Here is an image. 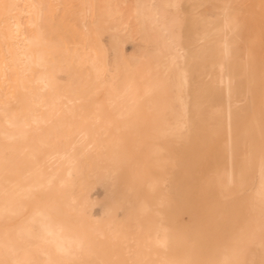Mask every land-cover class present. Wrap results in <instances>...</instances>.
Instances as JSON below:
<instances>
[{
  "label": "bare ground",
  "instance_id": "6f19581e",
  "mask_svg": "<svg viewBox=\"0 0 264 264\" xmlns=\"http://www.w3.org/2000/svg\"><path fill=\"white\" fill-rule=\"evenodd\" d=\"M130 2L0 0V264H264V0ZM176 7L179 44L139 41Z\"/></svg>",
  "mask_w": 264,
  "mask_h": 264
},
{
  "label": "rangeland",
  "instance_id": "374dc122",
  "mask_svg": "<svg viewBox=\"0 0 264 264\" xmlns=\"http://www.w3.org/2000/svg\"><path fill=\"white\" fill-rule=\"evenodd\" d=\"M140 1L142 3L146 2V0H140ZM157 1L171 2L173 0H157ZM130 3L132 4V0ZM152 3L154 5L155 0H152ZM180 9H181L180 7H176L175 9L166 8L164 10V12L162 13V15L158 18V20H156L154 22L151 21L150 19H145L140 25L137 26V31H138L137 37H139V41L140 42L144 41L148 44H152L160 35H163L164 37H167L169 40H171L172 44H179L180 43V31H181V28H182L183 23H184V12L182 9L181 10ZM105 26L109 32L114 31V29H112V28H114V24L112 21H107L105 23ZM139 27L140 28L142 27V29H139ZM149 27H151V28H149ZM65 29H66V31H70V32H79L80 31V25L76 22H74V23L66 22L65 23ZM141 32H143V33H141ZM107 42L108 41L106 40V43ZM124 49H125L126 53H130V51H128L129 47L126 43H124ZM52 56H53V54H52ZM40 73H41L40 70H33L32 78L34 76L40 74ZM51 77H52V80L54 81L56 86H61L65 83V79L57 73H51ZM28 90H29V94H26L24 96L25 100L28 103H31V100H30L31 96L33 97L35 94H38V93L43 94L45 99H49L52 96L51 91L47 88H44L43 84L40 83L39 81H36V80L30 81L28 83ZM56 102L59 104H65L66 99H65V97L61 96L58 101L56 100ZM3 143H4L3 140L0 138V146H3ZM207 146H208L207 143H203L200 145H190L189 148L196 156H198L201 154V152H203V150L205 148H207ZM217 157H219V154L217 152H214L213 156L207 158V160H206L207 161L206 162L207 167H204V166L196 167L192 164V162L190 160H185L184 161L185 163L184 162L182 163L183 164L182 167L184 168V171L187 173H193L194 175H198V174L203 175L202 176L203 178H201V179L204 181L205 179L208 178L209 172L213 171L215 169ZM185 166H187V167H185ZM227 166H228V164H227L226 160H224V165H223L224 171L227 170ZM116 175H117L116 178H118L117 181L118 180L122 181L120 179L121 178L120 173L117 172ZM201 182L192 181V185H195L196 187L200 188ZM178 187L174 188V191L178 190L180 188V187L179 188ZM89 194L92 198V204L90 205V207L89 206L86 207L85 216L89 220L101 221L103 219V216L100 212V204L102 203V200H103V192L101 191V189H99L98 186L95 185L94 187H92L89 190ZM206 196H207L208 201H210V202L214 198L212 192H209ZM183 216H182L183 222H187L188 216L187 215H183ZM161 255L162 254H161L160 250L155 249V252L150 255V259H151L152 263L158 264Z\"/></svg>",
  "mask_w": 264,
  "mask_h": 264
}]
</instances>
